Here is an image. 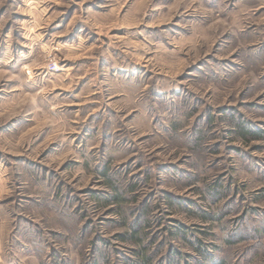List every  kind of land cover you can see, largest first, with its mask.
Wrapping results in <instances>:
<instances>
[{"label":"rangeland","instance_id":"obj_1","mask_svg":"<svg viewBox=\"0 0 264 264\" xmlns=\"http://www.w3.org/2000/svg\"><path fill=\"white\" fill-rule=\"evenodd\" d=\"M242 124L264 0H0V264H264Z\"/></svg>","mask_w":264,"mask_h":264},{"label":"trees","instance_id":"obj_2","mask_svg":"<svg viewBox=\"0 0 264 264\" xmlns=\"http://www.w3.org/2000/svg\"><path fill=\"white\" fill-rule=\"evenodd\" d=\"M240 131L244 135L251 134L253 137H264V135L261 133V131H253L251 129H247L245 127V124L241 125ZM113 197L117 202L122 203V202L126 201L125 197L119 192H116V194ZM206 217H207L206 219H210V217L208 215ZM177 230H181L183 232V234L185 233L184 232L185 230L182 227H178ZM138 233H139L138 230H134V232L130 234V237L133 239H136V241L137 240L141 241V237L137 236ZM123 237H125V236H123ZM195 249L197 251H199L201 255H204L206 259H208V258H209V260L211 259V254L205 249L204 245L202 244V242L200 240H198L196 242ZM151 262H152V258L148 254H145L143 252V254L141 256H139L136 260L130 261L128 264H151ZM177 264H180V263L177 262ZM184 264H189V263L186 262ZM194 264H205V262H203V260H201V261L198 260Z\"/></svg>","mask_w":264,"mask_h":264}]
</instances>
